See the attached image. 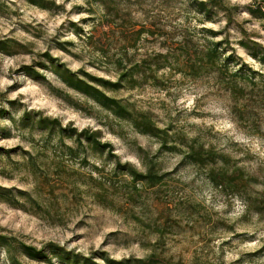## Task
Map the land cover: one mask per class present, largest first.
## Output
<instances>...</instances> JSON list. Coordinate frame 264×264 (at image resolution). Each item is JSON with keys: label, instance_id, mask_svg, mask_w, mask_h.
Masks as SVG:
<instances>
[{"label": "rangeland", "instance_id": "rangeland-1", "mask_svg": "<svg viewBox=\"0 0 264 264\" xmlns=\"http://www.w3.org/2000/svg\"><path fill=\"white\" fill-rule=\"evenodd\" d=\"M49 1L52 8L42 9L28 0H0V41L12 38L26 46L14 55L0 52V194L2 188L14 194L24 191L40 204L32 206L22 199L25 210L0 199V234L16 246L59 245L93 258L95 264H107L103 254L123 260L145 258L154 250L183 264H264L262 215L248 210L241 197L214 187L177 153L160 150L156 139L139 133L58 80L46 53L72 71L115 81L119 71L115 61L126 41L103 26L102 11L91 15L93 0ZM200 1L209 0H147L144 9H134V20L140 22L136 28L142 23L156 31V36L144 37L129 51L130 58L142 60L168 48L174 52L186 39L188 45L199 48L214 40L223 42L227 54L264 73V65L246 47V43L258 44L264 49L260 13L264 0H218L220 5L212 7L209 18L198 10ZM163 77L164 86L145 83L110 94L138 110L150 111L160 127L199 136L229 154L258 178L254 190H262L264 104L254 105L255 100H264L256 92L263 87L259 75L255 80L260 85L255 89L240 82L247 93H254L238 103L216 75L195 78L167 69ZM235 103L248 105L252 111L254 107L255 120L240 121L233 111ZM24 110L60 119L64 127L79 132L102 130V142L114 146L113 155H91L84 162V154L70 157L58 139L47 146L39 130L17 126ZM66 142L75 145L69 139ZM34 157L38 174L31 168ZM118 163L131 164L140 172L155 163L163 168L161 174L169 176L161 186L150 189L118 172ZM100 193L107 201L96 196ZM157 224L171 232L160 241L152 232ZM13 255L21 264H62L55 257L52 262L32 261L22 249ZM0 264H15L1 248Z\"/></svg>", "mask_w": 264, "mask_h": 264}, {"label": "trees", "instance_id": "trees-1", "mask_svg": "<svg viewBox=\"0 0 264 264\" xmlns=\"http://www.w3.org/2000/svg\"><path fill=\"white\" fill-rule=\"evenodd\" d=\"M28 1L42 9L52 8L53 3L49 0ZM146 1L93 0L95 9L91 10V15H95L98 10L102 11L101 23L104 24L103 26L106 25L108 31L112 32L114 37L119 35V37H124L126 41L121 55L115 61V65L119 70L115 81L95 77L84 71H72L59 58L52 57L49 53H46V60L50 62L52 71L56 73L58 80L64 85L91 99L120 121L131 124L139 133L156 139L160 144V150L177 153L182 157L184 164H189L202 172L214 187L228 194L241 197L245 201L248 210L255 209L258 214L264 217V188L262 190H254L260 183L258 178L248 174L229 154L213 145H207L199 136L190 137L182 132H177V130L160 127L150 111L138 110L131 102L110 94L111 92L117 93L124 89L133 90V88H139L145 83L164 86L166 82L163 76L168 69L195 76V78L209 74L216 75L217 80L230 90L237 103L241 98L254 93H247L240 82L245 81L249 85L252 84L251 88L255 89L256 86L260 85L255 80L256 76L259 75L263 81V87L256 92L264 96V73H257L248 64L237 60L234 54H227L222 46L224 45L222 41L214 42V40H210L206 46L200 48L193 46V48L188 45L190 43L186 39L182 44H179V49L174 52L168 48L163 52L147 54V57L142 60L130 58L129 51L132 48H136L144 37L156 36V31L148 26L145 27L142 23L141 28H136L140 25V22L134 20V9H144L143 5ZM219 5L218 0L200 1L198 10L209 18L213 14L212 7ZM260 13L264 17L262 10ZM131 23H134L133 26ZM208 32L211 33L212 30ZM212 34V36L216 35L215 32H212ZM246 45L252 51L254 57L264 65V49L258 44L251 45L246 43ZM24 49H26V46L15 39L9 38L0 41V52L4 54L14 55L24 52ZM41 65L48 67L45 62H42ZM231 66L239 67L231 70ZM34 73L39 74L37 71H34ZM64 95L60 94L61 97H70L66 94ZM263 101L258 102L255 100L254 105L259 104L261 106L264 104ZM237 103L234 104L233 111L240 121L246 119L255 120L254 107L252 111L249 110L248 105L238 106ZM6 112L4 110L3 113ZM24 112L17 126L23 127V129H30L31 131L34 129L39 130L47 146H50L58 139V145L63 147L65 153L70 155V157L79 158L81 154H84V162H87L91 155L101 154L102 157L105 153L113 155L114 146L110 143L102 142V130L86 128L79 132L75 128L64 127L60 119L44 116L41 112L35 114L25 110ZM2 119L7 118L4 117ZM66 139L73 141L75 145L68 144ZM35 159V157L32 159L31 168L33 173L38 174ZM162 169L161 166L158 167L155 163L148 164L145 172H140L131 164L121 165L118 163L117 166V171L129 174L135 184L141 183L150 189L161 186L169 176V173L161 174ZM19 196H22V198H19ZM96 196H101L103 200L107 201V198L102 193L96 194ZM0 199L16 208L23 207L21 206L22 199L31 203L32 206H40L38 200L27 192L21 191L18 194H14L13 190L8 188L1 189ZM23 208L25 209V207ZM155 229L152 232L159 235L157 241L171 233L165 228H160L158 224ZM0 248L11 257V261L15 264H21L13 255L17 249H22L23 253L32 261L37 262H52V258L55 257L62 264H95L92 260L93 258L82 257V255L67 251L55 244H49L46 248L41 249L23 244L16 246L11 238L2 234H0ZM101 257L107 264H183L182 262H173L161 257L157 250L150 252L145 258L116 260L104 254Z\"/></svg>", "mask_w": 264, "mask_h": 264}]
</instances>
